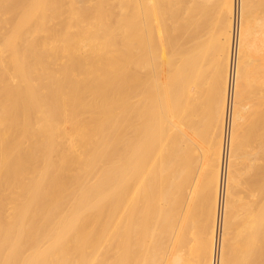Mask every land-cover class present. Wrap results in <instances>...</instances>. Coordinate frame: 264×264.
Listing matches in <instances>:
<instances>
[{"label": "bare ground", "instance_id": "bare-ground-1", "mask_svg": "<svg viewBox=\"0 0 264 264\" xmlns=\"http://www.w3.org/2000/svg\"><path fill=\"white\" fill-rule=\"evenodd\" d=\"M158 1L0 0V264H264V0Z\"/></svg>", "mask_w": 264, "mask_h": 264}, {"label": "rangeland", "instance_id": "rangeland-1", "mask_svg": "<svg viewBox=\"0 0 264 264\" xmlns=\"http://www.w3.org/2000/svg\"><path fill=\"white\" fill-rule=\"evenodd\" d=\"M168 1H170V2L168 3ZM168 1H166V0H163V1L159 0V1H158V2H160L159 5H158V9H159V7H160V10H161V9H164V10H162V11L159 10V11H160V12H159V16L161 15L162 17H159V16H158V19H159V21H163V25H164V26H163L162 24H160V22H158V23H159V27H160V28H158V31L161 30V31H159V34L161 33V35H165V34H166V36H161V35H160V36H161L160 41L163 39V40H162V42H163V41L166 39L164 42L167 43V44H169V42L172 41L169 45L166 44V46H164V45H165L164 42L161 43V42L159 41V43L161 44V47H160V48L163 47V48L161 49V51L164 50V48H167V49H165L164 51H162L163 53H167V52L170 53V52H173V50H172V48H174L173 45H174V44L176 45V43H177V39H176L175 37H176V36L178 37V32H177L176 29H174V28H176V27H175L176 25H174V24H176V20H175L176 18L173 20V18L175 17V14H174V13H176L175 11H177L178 6H177L175 3H173V2H174L173 0H168ZM171 1H172V5H171ZM166 2L168 3V5H167ZM174 4H175V6H174ZM166 6H168V8H167ZM171 6H172V8H171ZM176 6H177V7H176ZM161 7H162V8H161ZM174 7H175V8H174ZM215 7L217 8V6H216V5L214 6V9H213V12H212L213 14H211L212 17H213V15H214V13H217V12H215V9H216ZM166 8H167V9H166ZM173 8L176 9V10H174ZM116 9H117V8H116ZM165 9L167 10L168 14H167V12L165 11ZM211 9H212V8H211ZM168 10L170 11V15H169V11H168ZM181 10H184V8L182 7V8L180 9V11H181ZM216 11H218V9H217ZM162 12H163V15H162ZM165 12H166V13H165ZM172 12H174V13H172ZM182 12H183V11H182ZM184 12H185V10H184ZM184 12H183V13H184ZM171 14H172V16H171ZM173 14H174V16H173ZM166 15H167V16H166ZM168 15L171 16V18L168 17ZM164 16H165L166 20H165V18H163ZM216 17H217V14L214 15L213 18H216ZM160 18H162V20H161ZM169 18H170L171 21L169 20ZM213 18L211 19V17H210V19H211V21H209V22H210V25L208 24V26H206V27H208V28H212V30L214 29V28H213V27H214V22H213V21L215 20V19L213 20ZM163 19H164V20H163ZM167 20H168V21H167ZM209 22H208V23H209ZM171 23H174V24H173L174 26H173ZM211 23H213V24H211ZM166 24H167V25H166ZM169 24L172 25V26H170ZM206 24H207V23H206ZM161 25L163 26V28H162ZM165 25H166V26H165ZM211 25H212V26H211ZM167 26H169V29H170V28H171V29H170V30L167 29V28H168ZM164 28H166V30H164L165 34H164V32H163V29H164ZM172 28H173V29H172ZM171 30H175V31H172V32H171ZM168 31H169L170 33H169ZM206 31H207L208 33H207ZM209 31H210L209 29H208V30H207V29H204V33H205V34H203V35H204V40H205V42L207 41V39H210V38H211L210 36H211L212 31H210V32H209ZM173 32H174L175 34H173ZM162 33H163V34H162ZM176 33H177V35H176ZM171 34H172V35H171ZM206 34H207V35H206ZM174 35H175V37H174ZM255 35H256V36H259V38L256 37V36H254L255 39L258 38V39H257L258 42H257V40H255V41H256L257 44H258V45H257V44H256V45L259 46L260 32L257 31V32L255 33ZM169 36H170V37H169ZM163 37H166V38L164 39ZM168 37H169V38H168ZM172 37H173V39H172ZM206 37H207V38H206ZM209 37H210V38H209ZM167 38L169 39L168 41H167ZM170 38H171V39H170ZM175 39H176V40H175ZM174 40H175L176 42H174ZM166 41H167V42H166ZM208 41H209V40H208ZM208 41H207L206 43H208ZM255 41H254V43H255ZM162 44H163V46H162ZM168 47H169V49H170V52H169ZM254 48H255V45H254L253 49H254ZM258 48L260 49V46H259ZM194 49H195V48H194ZM166 50H167V51H166ZM254 50H255V49H254ZM257 50H258V49H256V50L254 51V55L256 54V52L259 53V51H257ZM165 51H166V52H165ZM260 51H261V49H260ZM194 52H196V50H194ZM207 57H208V55H207ZM207 57H206V59H208ZM206 59H204V60H205L204 62H206V63H204V64L208 66V64L210 63V60L208 59V62H209V63H208ZM207 63H208V64H207ZM207 66H205V67H206V69L209 71V73H206V72H205L206 69H204L205 67L203 66V68H202V69H203V70H202V71H203L202 74H203V75L206 74V76H205L206 78L209 76V77L207 78L208 81L205 80L206 78L204 79V81L207 82V83H206V84H207V88H210V87L212 86V84H213V82L211 81V80H212V79H211V78H212V70L209 69V66H208V67H207ZM204 72H205V73H204ZM207 75H208V76H207ZM209 79H210V80H209ZM209 82L211 83V85H210ZM208 86H210V87H208ZM210 91L212 92V88H211V89H208V92H210ZM194 93H197V90H196V89L194 90ZM211 94H212V93H211ZM211 94H210V93L207 94V96L209 97V98L207 97V100H209V99L211 100ZM209 95H210V96H209ZM250 96H251V95H250ZM251 97H253V96H251ZM247 98H249V95L246 97L245 100H249V99H247ZM255 98H256V97H254V99H255ZM254 99L252 98V100H254ZM250 100H251V99H250ZM255 100H256V99H255ZM219 116H220V115H218L217 117H219ZM207 118H208V117H206V118L203 120L205 124H207V120H206ZM208 121H209V118H208ZM220 121H221V118H220ZM220 121H219V118H218V119L216 120L215 124H214L215 126H214L213 128H214L215 130L211 133V134H213V133H214V134H213L212 136H211V134H209V137L211 136L210 138H212L213 143L215 142V143H217V144H218V142H219L218 140L220 139V138H219V136H220L219 134H220V131H221V127H220V126H221V123H219ZM217 122H218V124H217ZM240 122H241L242 124H240L238 135H239V137H240L241 135H242V136L239 138V139H240V142H239V143H241V140L244 138L243 136H245V138H246V135L249 134V137L247 136L248 139L246 138L245 140H243L242 145L240 144L241 147H245V146H246V147H245V148H240V147H239L240 149H238V151H237V158H236V161H237V163H238V164H237L238 167H240V168L243 167L242 169L245 171L246 174L243 173L244 176L242 175L241 178H239V180H238V178H236V179H237V181H240V180H241V181H242V180L245 181V182L242 181V188L244 189V191H242V193H241L242 196H243V198H244V200H249V201H252V202L254 201V202H255V200H256V199H255V198H256V191L254 192V190H256V187H255V186H256V180H255V179H256V175H255V174H256V170H255V169H256V167H255V166H256V165H255V164H256V155H255V156H251V157H252V158H251V157H249L250 155H248V154H249L250 152H251V153L256 152V150H255L256 147L253 148L254 146H256V143H255V142H256V134L254 133V135H253L254 137H251L250 133H248V132H249V129L247 130V128H246L247 126H246L245 124H243L244 122H243L242 120H240ZM219 125H220V126H219ZM218 127H219V128H218ZM244 127H245V129H244ZM213 128H212V130H213ZM242 128H243V130H242ZM212 130H211V131H212ZM217 130H218V131H217ZM245 130H246V131H245ZM240 132H241V133H240ZM244 132H245V133L247 132L248 134L246 133V135H244ZM216 133H217V134H216ZM218 133H219V134H218ZM215 135H216L217 138H218V139H217V142H216V139H213V138L216 137ZM205 137H206V136H205ZM250 138L252 139L251 141L249 140ZM254 138H255V139H254ZM205 139H206V138H205ZM207 139H209L208 136H207ZM198 140H199V141H198ZM253 140H254V141H253ZM196 141H197V142H196ZM196 141L194 142V147L197 146V147H195V149H196V151H197V158H198V159H197V160H198V171H199L200 174H201V173L204 174V175H201V176H203V177H200V178H201V179L204 178L206 181L211 182L212 184H214V181H215V178H214V174H215L214 169L217 168V162H215V159H214V157L216 156V155H215V152L213 151V150H214V149H213L214 145L212 144V146H213L212 149H213V150L210 151V153H209V157L206 158V153H205V151H204V150H205V149H204V144H203V146H202V142H200V138L196 139ZM245 141H248V142H251V143H248V142H245ZM198 142H199V143H198ZM200 143H201V144H200ZM205 143H206V141H205ZM215 143H214V144H215ZM254 143H255V145H254ZM244 144H245V146H243ZM249 144H253V147H252L251 145H249ZM200 146H201V147H200ZM202 147H203V148H202ZM248 147H250V148H248ZM214 148H216V144H215V147H214ZM252 148H253V149H252ZM202 149H203V150H202ZM200 150H201V151H200ZM245 150H246V152H245ZM247 150L250 151V152H247ZM253 150H254V151H253ZM199 151H200V152H199ZM241 151H242V152H241ZM238 152H239V153H238ZM240 153H241V154H240ZM242 153H243V154H242ZM247 153H248V154H247ZM199 155H200V156H199ZM204 155H205V157H204ZM212 155H213V156H212ZM241 155L244 156L245 158H248V159H245V158H244L245 160H247V162H246V161H245V162H246L247 166H248V163H249L250 165H249L248 167H251L252 169H251V168L248 169L247 166H246V164H244V159H243V158H239ZM247 155H248V157H246ZM198 156H199V157H198ZM242 156H241V157H242ZM212 158H213L214 160H213ZM249 158H250V159H249ZM203 159H204V160H203ZM209 160H212V161H209ZM216 160H217V159H216ZM200 161H201V162H200ZM204 161H205V162H204ZM208 161L210 162L209 165H212L211 167L209 166V169H210V170L208 169V167H207V165H206L207 163H209ZM213 161H214V162H213ZM242 161H243V162H242ZM251 161H252V162H251ZM260 161H261V159H260ZM240 162H241V164H239ZM203 164H204V166H203ZM251 164H252L253 166H252ZM237 165H236V166H237ZM242 165H243V166H242ZM204 167H207V168H204ZM200 168H201V169H200ZM202 168H204V169H202ZM245 169H247V170H245ZM204 170H205V171H204ZM251 170H252V171H251ZM254 170H255V171H254ZM203 171H204V172H203ZM249 171H250V172H249ZM206 172H207L208 174H207ZM211 172H213V174H212ZM251 172H252V173H251ZM209 173H211L212 175H209ZM251 174H253V175H251ZM207 175H208V176H207ZM251 176H252V177H251ZM208 177H209V180H208ZM237 177H239V176H237ZM213 178H214V180L212 181ZM253 178H254V179H253ZM201 179H200V180H201ZM210 179H211V180H210ZM236 179H235V180H236ZM247 179H249V180H247ZM246 180H247L249 183L247 182V184H245V183H246ZM251 180L254 181V182H252ZM237 181H236V182H237ZM250 181H251V182H250ZM253 183L255 184V186L253 185ZM246 185H248V188H247ZM250 185H251V186H250ZM252 186H253L254 188H253ZM242 188H241V189H242ZM252 188H253V189H252ZM243 189H242V190H243ZM246 189H247V190H246ZM248 190H249V191H248ZM250 190H251V191L253 190V191L250 192ZM246 191H247L248 195H247ZM244 192H245V194H246L245 197H244V195H245ZM249 192H250L251 194H250ZM249 194H250L251 196H250ZM247 196H249L250 198H247ZM147 198H148V197H147ZM253 198H254L255 200H254ZM148 199H149V198H148ZM148 199H146V200H147V204L149 205L150 200H148ZM251 199H252V200H251ZM147 204H146V202H145V205H147ZM148 205H147V206H148ZM147 206H145V207H147ZM148 207H149V206H148ZM148 207L146 208V210L148 209L147 211H148V213H150L151 210H150V208H148ZM147 211H146V215H148ZM148 218L150 219V214L148 215L147 219H148ZM149 219H148V221H149ZM156 232H157V230L155 231V233H156ZM152 241H154L153 238H152ZM150 242H151V241H150ZM152 245H153V242H152Z\"/></svg>", "mask_w": 264, "mask_h": 264}, {"label": "built area", "instance_id": "built-area-1", "mask_svg": "<svg viewBox=\"0 0 264 264\" xmlns=\"http://www.w3.org/2000/svg\"><path fill=\"white\" fill-rule=\"evenodd\" d=\"M235 52V51H234ZM234 52H233V54H234Z\"/></svg>", "mask_w": 264, "mask_h": 264}]
</instances>
